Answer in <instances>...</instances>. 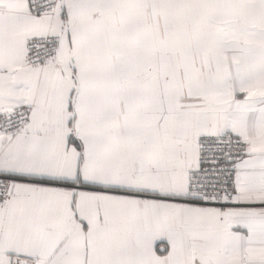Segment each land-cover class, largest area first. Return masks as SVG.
<instances>
[{
	"label": "snow or ice",
	"instance_id": "6c2138e0",
	"mask_svg": "<svg viewBox=\"0 0 264 264\" xmlns=\"http://www.w3.org/2000/svg\"><path fill=\"white\" fill-rule=\"evenodd\" d=\"M0 264H264V0H0Z\"/></svg>",
	"mask_w": 264,
	"mask_h": 264
}]
</instances>
